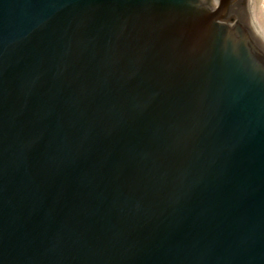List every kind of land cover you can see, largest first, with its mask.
<instances>
[{"label": "water", "instance_id": "95a60500", "mask_svg": "<svg viewBox=\"0 0 264 264\" xmlns=\"http://www.w3.org/2000/svg\"><path fill=\"white\" fill-rule=\"evenodd\" d=\"M240 2L0 0V264H264Z\"/></svg>", "mask_w": 264, "mask_h": 264}, {"label": "rangeland", "instance_id": "374dc122", "mask_svg": "<svg viewBox=\"0 0 264 264\" xmlns=\"http://www.w3.org/2000/svg\"><path fill=\"white\" fill-rule=\"evenodd\" d=\"M244 6L245 8H247L248 12H249V8L251 7L252 21L253 23H255V25L258 27V29L264 36V0H252V1L245 0ZM238 13L245 19L249 17L247 16V14L246 15L244 14L243 16L240 8L238 9Z\"/></svg>", "mask_w": 264, "mask_h": 264}, {"label": "bare ground", "instance_id": "6f19581e", "mask_svg": "<svg viewBox=\"0 0 264 264\" xmlns=\"http://www.w3.org/2000/svg\"><path fill=\"white\" fill-rule=\"evenodd\" d=\"M249 1H252V0H249ZM244 2H245V0H242V2H240V4L241 5H243V6H241L240 4H238V6H237V9H241V11H242V15L244 16V14L246 15L247 14V16H249V17H247L246 19H247V21H246V19H245V21L248 23V24H250L253 28H255L256 29V31L260 34V36L263 38V40H264V36H263V34L260 32V30L258 29V27L255 25V23H253V21H252V12H251V7L249 8V12H248V10H247V8H245V6H244ZM251 4V3H250ZM235 8V7H234ZM236 9V8H235Z\"/></svg>", "mask_w": 264, "mask_h": 264}]
</instances>
